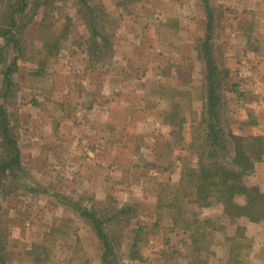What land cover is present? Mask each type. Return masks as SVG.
<instances>
[{
    "label": "rangeland",
    "instance_id": "rangeland-1",
    "mask_svg": "<svg viewBox=\"0 0 264 264\" xmlns=\"http://www.w3.org/2000/svg\"><path fill=\"white\" fill-rule=\"evenodd\" d=\"M138 1L115 7L116 0H92L105 5L114 25L113 55L94 65L88 31L73 0H60L61 11L48 24L58 29L68 16L70 35L49 62L44 80L32 76L42 50L35 38L38 25L28 31L25 58L14 75L16 96L14 89L5 100L26 175L0 190L4 264H101L92 229L66 200L59 202L58 194L93 205L100 215L112 207H133L129 224L111 229L119 237V264H187L180 238L169 237L167 217L154 226L159 219L154 206L158 186L180 177L185 166L201 157L204 87L196 46L205 35L206 15L201 0ZM210 5L216 17L221 126L238 136L264 135V0H210ZM173 101L182 104L186 124L170 136L172 128L163 122ZM230 155L221 154L220 160L228 163ZM245 182L264 193V161ZM197 207L224 227L208 238L215 253L210 264H227L223 242L238 227H245L252 241L245 262L264 264V223L225 217L218 206ZM146 226L137 236L134 230ZM132 244L140 249V261L132 260ZM36 253L39 263L33 262Z\"/></svg>",
    "mask_w": 264,
    "mask_h": 264
},
{
    "label": "trees",
    "instance_id": "trees-1",
    "mask_svg": "<svg viewBox=\"0 0 264 264\" xmlns=\"http://www.w3.org/2000/svg\"><path fill=\"white\" fill-rule=\"evenodd\" d=\"M116 1L115 7L129 2L139 3L138 0ZM201 2L206 15L205 35L199 40L196 50L197 59L203 67L202 123L205 125V141L200 147L198 156L201 157L197 158L196 163L185 166L177 179L158 186L161 192L158 194L157 205L154 206L155 210H159V219L154 226L159 228L162 218L167 217L171 226L169 237L180 238L187 264H210L215 253L214 243L208 238L224 230V227L218 226L213 219L204 217L197 206H218L225 217L246 220L255 225L264 223V193L245 182V179L255 172L256 166L264 161V135L259 133L250 137L238 136L232 132L226 133L221 126L220 110L223 101L220 95V68L213 46L216 17L210 0ZM59 3L60 0H0V190L9 180L16 184L26 175L22 149L16 130L12 127L5 100L14 89L16 96L17 84L14 82V75L19 71V62L25 58V37L30 28L38 25L35 38L42 49L36 57L37 69L32 75L34 78L44 80L49 62L59 56L62 43L70 35L71 26L68 16L65 17L68 23L58 29L48 24V18H53L54 14L61 11ZM73 5L88 31L90 58L95 60L94 65L100 64L104 62L107 54L112 56L114 53L112 17L106 12L105 5H94L92 0H73ZM39 17L41 20L36 23ZM11 52L13 57L10 56ZM160 88L182 93V90L179 93L167 85H161ZM238 88L234 85L233 89L237 91ZM33 103L37 105L36 101ZM163 124L172 128L170 136L183 131L186 118L181 103L173 101L170 104L166 109ZM172 143L169 141L168 145L174 151ZM229 145L233 147L232 152ZM229 152L232 155L228 163L220 160L221 154L227 155ZM57 196L63 205L60 198L66 200L69 205L67 206L92 229L101 248V264H119L116 245L119 243V237H114L111 229L113 226L120 229L123 225L127 226L135 215L133 207H112L110 210L105 209L100 215L93 205H86L82 201L69 202L66 196ZM242 199L244 203L240 201ZM145 229L147 226L133 230L138 236ZM245 232V227H238L234 237H225L223 246H227V264H249L245 259L251 253L252 241L245 237ZM131 247L132 260L140 261V249H137L135 244ZM3 254L0 248V264H4ZM31 255L35 256L33 253ZM37 256L40 254L36 253V257H33L35 263L40 261Z\"/></svg>",
    "mask_w": 264,
    "mask_h": 264
}]
</instances>
